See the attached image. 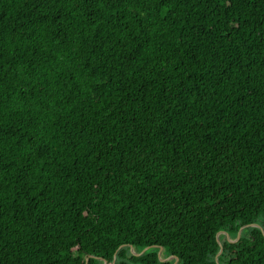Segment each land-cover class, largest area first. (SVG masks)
Returning <instances> with one entry per match:
<instances>
[{"label":"trees","instance_id":"trees-1","mask_svg":"<svg viewBox=\"0 0 264 264\" xmlns=\"http://www.w3.org/2000/svg\"><path fill=\"white\" fill-rule=\"evenodd\" d=\"M250 224L219 264H264V0H0V264H217Z\"/></svg>","mask_w":264,"mask_h":264},{"label":"water","instance_id":"water-1","mask_svg":"<svg viewBox=\"0 0 264 264\" xmlns=\"http://www.w3.org/2000/svg\"><path fill=\"white\" fill-rule=\"evenodd\" d=\"M251 225H253V226H254V225L259 226V225H257V224H250V225H244V226H242V227L239 229L236 238H234V239L231 238V236H230L227 232L220 231V232L217 233L216 238H217V241H218V243H219V245H220V250H219V252H218L217 255H216V261H217V264H219V262H218V256H219V254L222 252V249H223L222 241H221V239H220L221 234H225V235L227 236V238H228L229 241L234 242V241H237V240L241 237L242 230H244L245 227H247V226H251ZM262 231H263V233H264V230H263V229H262ZM148 248H149V247H145L141 252L137 253V252H135L133 246L130 247L131 252H133L134 254H137V255L142 254V253H143L146 249H148ZM163 250H164V248H163L162 246H160V247H159V251H158V256H159L160 260H162V261H168V260H171V259L175 258V263H174V264H177L179 258L176 257V256H174V255H170V256L164 258V257H162ZM113 264H114V262H113Z\"/></svg>","mask_w":264,"mask_h":264},{"label":"rangeland","instance_id":"rangeland-1","mask_svg":"<svg viewBox=\"0 0 264 264\" xmlns=\"http://www.w3.org/2000/svg\"><path fill=\"white\" fill-rule=\"evenodd\" d=\"M243 231V230H242ZM222 235V234H221Z\"/></svg>","mask_w":264,"mask_h":264}]
</instances>
